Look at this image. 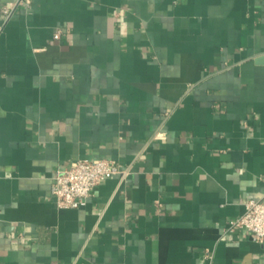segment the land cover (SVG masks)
Instances as JSON below:
<instances>
[{
    "label": "crops",
    "instance_id": "0c3cea01",
    "mask_svg": "<svg viewBox=\"0 0 264 264\" xmlns=\"http://www.w3.org/2000/svg\"><path fill=\"white\" fill-rule=\"evenodd\" d=\"M0 0V264H264V0ZM61 29L60 38L54 33ZM128 170L79 208L56 171Z\"/></svg>",
    "mask_w": 264,
    "mask_h": 264
},
{
    "label": "built area",
    "instance_id": "2783aa9c",
    "mask_svg": "<svg viewBox=\"0 0 264 264\" xmlns=\"http://www.w3.org/2000/svg\"><path fill=\"white\" fill-rule=\"evenodd\" d=\"M33 0H14L11 5L3 6L1 11L5 19L10 18L21 7L29 8ZM61 29L54 33L60 38ZM120 174L125 177L128 170L119 163L107 158H82L69 166L56 171L51 186L55 204L59 208H79L86 205L92 190L109 177ZM244 212L227 223L228 232L240 229L250 231L256 240L264 241V195L260 198H247Z\"/></svg>",
    "mask_w": 264,
    "mask_h": 264
},
{
    "label": "water",
    "instance_id": "95a60500",
    "mask_svg": "<svg viewBox=\"0 0 264 264\" xmlns=\"http://www.w3.org/2000/svg\"><path fill=\"white\" fill-rule=\"evenodd\" d=\"M258 61H264V56L257 58Z\"/></svg>",
    "mask_w": 264,
    "mask_h": 264
}]
</instances>
